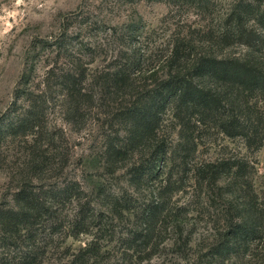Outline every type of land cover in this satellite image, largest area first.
<instances>
[{"label": "trees", "instance_id": "16d2710c", "mask_svg": "<svg viewBox=\"0 0 264 264\" xmlns=\"http://www.w3.org/2000/svg\"><path fill=\"white\" fill-rule=\"evenodd\" d=\"M160 1L169 5L168 13L191 4L203 23L178 27L161 41L132 26L120 36L122 46L109 66L94 77V58L82 59L95 50L90 43L81 40L71 49L63 36L34 44L31 74L47 49V57H54L41 79L25 76L17 84L0 115V171L9 170L13 183L9 201L0 204V264H42L52 247L81 234L92 239L63 264H142L158 256L170 230L181 241L177 254L189 259L194 231L182 219L186 208L171 199L189 181L206 198L200 212L209 220L201 241L214 264L246 257L264 263V193L255 191L253 161L196 155L211 147L214 135L240 138L249 151L264 147V0ZM105 96L116 98L120 123L106 146L110 170L129 159L132 186L157 184L155 196L138 205L126 190L104 191L106 203L99 207L84 200L77 180L60 177L69 154L62 148L64 130L51 115L60 112L77 123ZM168 123L171 134L164 133ZM10 143L17 144L12 153ZM126 214L137 217L133 236L120 237L115 229L107 235L114 218ZM106 240H121L122 246L97 259L102 251L111 253ZM197 257L208 254L199 251Z\"/></svg>", "mask_w": 264, "mask_h": 264}, {"label": "rangeland", "instance_id": "374dc122", "mask_svg": "<svg viewBox=\"0 0 264 264\" xmlns=\"http://www.w3.org/2000/svg\"><path fill=\"white\" fill-rule=\"evenodd\" d=\"M172 9L168 13L169 5L160 0H0V115L11 104L17 84L24 81L25 76H32L38 81L52 61L54 54L47 57L50 52L47 49L46 56L35 57L36 71L30 73L28 63L38 51L33 53L31 49L38 40L51 42L66 36L71 49H78V41L81 40L90 43L95 50L81 56L84 61L94 58L89 65V72L94 77L102 68L109 66L111 54H115L122 46L120 36L132 26L139 27V32L151 34L153 39L161 41L178 27L196 28L203 23L202 17L194 13L196 9L191 4H179ZM115 99L114 96H105L103 100L96 101L89 113L77 123L67 120L60 112L51 115L53 123L62 126L64 130L62 148L69 154V162L60 177L77 180L86 193L84 200L89 199L99 207L106 203L104 191L122 193L126 190L125 195L136 200L138 205L137 202L142 203L154 197L157 189V184L153 182L137 188L129 183L126 170L129 159L121 161L116 171H111V166L106 163V146L120 124L115 112ZM261 105L264 108V103ZM171 127L168 123L164 133L171 134ZM214 140L210 148L201 147L196 155L201 159L247 156L255 166V191L260 195L264 193V147L258 151H249L240 138L223 135H214ZM16 146V143L9 144L11 153ZM9 176V170L0 171V204L9 201L11 197L13 183ZM171 199L175 206L187 210L182 219L194 231L188 253L195 255L189 259L180 258L177 251L181 241H178L177 233L170 230L164 234L165 242L160 245L158 256L142 264H214V255L203 248L201 241L205 232L203 225L209 216L204 211L200 212L201 201L206 200L200 188L189 181L186 187L172 194ZM68 207L72 208L73 204ZM111 217L112 214L107 212L105 219L111 221ZM112 224L110 228L107 226V235L111 229H115L122 235L120 237H130L136 231L137 217L126 214L122 219L114 218ZM193 224L195 227H192ZM91 239L90 234L67 237L58 247L50 249L42 264H63L75 258ZM115 240L104 241L111 253L102 251L97 259H107L109 255L112 256L113 250L122 246L121 240ZM199 251L208 254V257L200 261L197 257ZM260 261L258 257L232 258L227 264H264Z\"/></svg>", "mask_w": 264, "mask_h": 264}]
</instances>
